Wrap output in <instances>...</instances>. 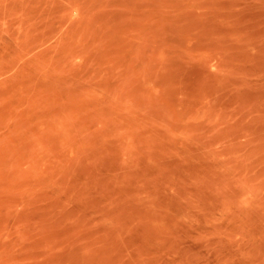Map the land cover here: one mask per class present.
<instances>
[{
  "label": "rangeland",
  "instance_id": "rangeland-1",
  "mask_svg": "<svg viewBox=\"0 0 264 264\" xmlns=\"http://www.w3.org/2000/svg\"><path fill=\"white\" fill-rule=\"evenodd\" d=\"M0 264H264V0H0Z\"/></svg>",
  "mask_w": 264,
  "mask_h": 264
}]
</instances>
